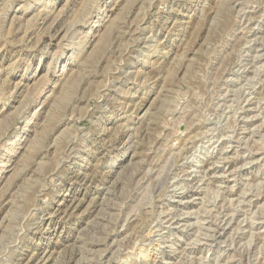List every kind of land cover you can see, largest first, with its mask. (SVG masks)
Segmentation results:
<instances>
[{
	"label": "rangeland",
	"instance_id": "rangeland-1",
	"mask_svg": "<svg viewBox=\"0 0 264 264\" xmlns=\"http://www.w3.org/2000/svg\"><path fill=\"white\" fill-rule=\"evenodd\" d=\"M0 264H264V0H0Z\"/></svg>",
	"mask_w": 264,
	"mask_h": 264
},
{
	"label": "bare ground",
	"instance_id": "bare-ground-1",
	"mask_svg": "<svg viewBox=\"0 0 264 264\" xmlns=\"http://www.w3.org/2000/svg\"><path fill=\"white\" fill-rule=\"evenodd\" d=\"M145 43V42H144ZM127 109V108H126ZM261 195V194H260ZM224 215V214H223ZM155 224V223H154ZM160 225V224H159ZM220 226V225H219ZM252 227V226H251ZM161 229V228H160ZM221 229V228H220ZM153 230V229H152ZM218 231V230H217ZM158 232V231H157ZM224 232V231H223ZM148 233V232H147ZM153 233V232H152ZM217 234H218V232H217ZM216 236V235H215ZM221 236H223V235H221L220 234V237L219 238H221ZM214 239H215V237H214ZM212 242V241H211ZM215 242V241H214ZM221 243V242H220ZM214 244V243H213ZM98 245V244H97ZM211 245V244H210ZM152 246V245H151ZM212 247V246H211ZM81 261V260H80ZM85 263V262H84Z\"/></svg>",
	"mask_w": 264,
	"mask_h": 264
}]
</instances>
